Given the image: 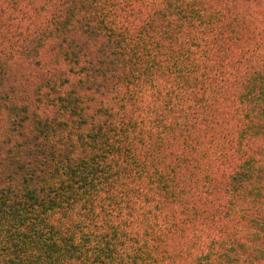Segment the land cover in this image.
I'll return each instance as SVG.
<instances>
[{"label": "trees", "instance_id": "1", "mask_svg": "<svg viewBox=\"0 0 264 264\" xmlns=\"http://www.w3.org/2000/svg\"><path fill=\"white\" fill-rule=\"evenodd\" d=\"M0 264H264V0H0Z\"/></svg>", "mask_w": 264, "mask_h": 264}]
</instances>
